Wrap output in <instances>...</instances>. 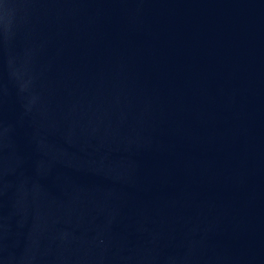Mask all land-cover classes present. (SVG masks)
<instances>
[{
	"label": "water",
	"instance_id": "95a60500",
	"mask_svg": "<svg viewBox=\"0 0 264 264\" xmlns=\"http://www.w3.org/2000/svg\"><path fill=\"white\" fill-rule=\"evenodd\" d=\"M0 264H264V0H0Z\"/></svg>",
	"mask_w": 264,
	"mask_h": 264
}]
</instances>
